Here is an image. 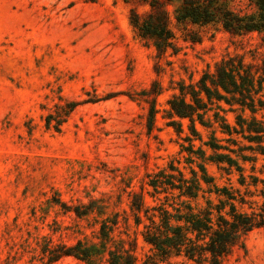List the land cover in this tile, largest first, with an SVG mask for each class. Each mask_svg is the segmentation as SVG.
<instances>
[{
  "label": "rangeland",
  "instance_id": "obj_1",
  "mask_svg": "<svg viewBox=\"0 0 264 264\" xmlns=\"http://www.w3.org/2000/svg\"><path fill=\"white\" fill-rule=\"evenodd\" d=\"M151 1L0 0V264L39 263L50 242L97 244L101 223L114 218L116 238L137 236L142 264L150 247L135 224L132 193L148 206L158 204L164 195H154L147 176L171 163L188 167L183 148L190 123L180 120L182 133L168 124L169 100L180 83H196L223 59L264 66V32L237 35L219 25L179 23L176 0H160L176 47L160 55L130 22L132 11L148 14ZM221 1L235 12L255 11L248 0ZM69 101L78 104L56 130L55 117ZM152 103L157 112L150 129ZM219 105L234 124L230 107ZM216 126L196 123V150L211 154L204 143L212 136L237 151L239 144L257 147L241 135H234L237 145L227 141ZM261 162L262 156L258 170ZM205 165L219 184L227 182L216 164ZM89 204L94 210L87 215L72 210ZM54 264L88 263L68 256ZM94 264H108L106 256ZM222 264H264V228L250 232L245 247Z\"/></svg>",
  "mask_w": 264,
  "mask_h": 264
},
{
  "label": "trees",
  "instance_id": "obj_2",
  "mask_svg": "<svg viewBox=\"0 0 264 264\" xmlns=\"http://www.w3.org/2000/svg\"><path fill=\"white\" fill-rule=\"evenodd\" d=\"M176 1L179 4L175 18L179 23L219 25L237 35L264 32V0H248L255 11L247 14L235 12L221 0ZM150 5L152 10L146 15L131 12L132 26L140 38L153 42L160 55L169 49L175 50L169 11L160 0H152ZM221 102L235 114L234 124L220 113L226 112L219 107ZM77 104L69 101L62 105L64 115L55 117L56 130ZM169 106L168 124L178 133L183 131L181 119L190 123V135L185 136L189 146L183 148L188 152V167L185 171L171 163L168 169L147 176L154 195H164L158 204L148 206L142 194L132 193L135 224L142 225L140 234L150 247L142 264H222L237 248L245 247V238L250 232L264 228V66L254 67L238 57L223 59L216 64L214 72H205L196 83H180L179 94L169 100ZM156 112L152 103L150 129ZM52 119V114L47 115L48 127ZM197 122L208 128L217 125L229 136L227 141L234 140L235 145L239 141L234 135H241L257 147L239 144L237 151L212 136L204 143L212 151L207 156L203 148L196 150L193 144L192 138L201 139ZM247 150L251 154H246ZM260 156L263 162L258 170ZM205 161L216 164L227 182L219 184L208 172ZM248 163L250 171L246 167ZM90 205H85L84 211L80 206L72 210L77 216H84L94 210ZM108 221L100 225L99 243L50 242L41 247L40 262L31 264H54L68 256L88 264H94L102 256H106L108 264H137V236L132 238L127 234V239L116 238L114 228L118 220L114 218L111 224Z\"/></svg>",
  "mask_w": 264,
  "mask_h": 264
}]
</instances>
